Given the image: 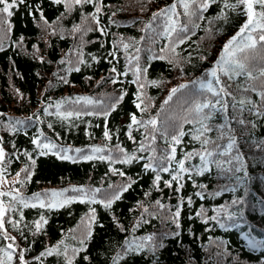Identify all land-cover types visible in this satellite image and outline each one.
Segmentation results:
<instances>
[{
    "label": "trees",
    "instance_id": "1",
    "mask_svg": "<svg viewBox=\"0 0 264 264\" xmlns=\"http://www.w3.org/2000/svg\"><path fill=\"white\" fill-rule=\"evenodd\" d=\"M96 2L99 13L94 4H73L69 10L54 0H25L11 9L8 24L0 23V147L5 152L0 167L6 169L3 176L20 173L15 184L28 205L2 197L15 208L4 217L15 240L0 230V260L114 264L119 257L116 264H264V115L249 111L251 105L238 111L227 98L228 111L206 121L207 147L213 151L207 165L193 156L185 160L191 172L179 184L165 183L175 174L176 161L202 151L194 138L200 125L192 109L209 94L198 81L212 79L207 74L239 31L243 7L230 10L215 0L188 17L178 0ZM173 3L180 15L173 17L176 31L170 32L172 22L153 14ZM76 26L81 31H73ZM247 35L237 43H248ZM238 56L254 79L240 75L228 82L229 91L237 100L247 97L259 105L264 43ZM245 87L256 90L244 92ZM174 88L178 91L168 100ZM132 115L141 123L133 124ZM153 118L156 130L147 124ZM180 129L186 135L176 145L172 171L145 169L150 157L154 165L167 163L162 158ZM229 136L235 138L232 149L226 147ZM141 143L151 148L141 151ZM127 156L136 159L125 163ZM26 167L28 173L22 171ZM54 191L63 195L53 197ZM53 202L57 206L50 207ZM54 247L51 255L41 256Z\"/></svg>",
    "mask_w": 264,
    "mask_h": 264
},
{
    "label": "snow or ice",
    "instance_id": "2",
    "mask_svg": "<svg viewBox=\"0 0 264 264\" xmlns=\"http://www.w3.org/2000/svg\"><path fill=\"white\" fill-rule=\"evenodd\" d=\"M55 3H64L65 6L71 10V6L74 5H83V4H94L95 5V12L99 13L101 11V7L99 4L96 2V0H54ZM210 2H215V0H178V3L181 5L183 9V14L185 16L191 17L196 15L197 12H202L203 10H206ZM224 2V7L226 9L230 10H235L237 8L243 7L244 14L246 15V20L245 22L240 26L239 31L225 43L223 50L218 58V60L215 62V66L209 71L207 75H210L212 79L207 80L205 83L203 80L198 81L200 88L204 91H206L209 95L205 96L203 100L200 102L196 103L194 105V108L192 111L195 112L196 117L198 119L195 120V123H198L200 125L199 128L195 129V135L194 138L197 140H200L201 146H202V151L196 152V153H187L184 157V159H181L179 161H176L177 163V168L175 169V174L172 175V178L170 181H165L166 185L168 187H171L172 181H176L178 184L180 180L183 178L184 173H190L191 169H186L185 168V160L192 158L193 156H199L201 162L203 165H207L208 163V158L213 155V151L210 150L207 145L211 142L210 139L205 135L206 132L211 131V127L206 123V121H209L212 118L213 113L219 111L222 113H226L228 111V100L227 98L231 97L233 101V107L237 108L238 111H243L245 108L248 107V105H251V108H248L249 111L254 112L255 115L261 116L264 115V112H261V108H264V87H262L261 91L259 92L260 96V101L261 103L257 105L255 102L250 100L247 97H242L241 99L237 100L236 96L233 92L229 91V88L231 85L228 83L229 81L234 80L236 77L240 75H246L250 80L254 79L252 72L246 70V65L240 57L238 56V53H243L245 52L246 49H254L256 47L257 42L264 43V0H234V2L230 3L229 0H223ZM25 3V0H0V23H5L8 24L7 17L12 16V11L14 7H18L19 4ZM193 5H195V8H193ZM180 13L177 12V4L173 3L169 5L165 9H161L158 13L153 14V19H155L157 16H164L167 17L169 21H171L170 25V32H175L176 27L175 24L177 23V20H174L173 17H179ZM41 18L43 19V14L41 13ZM220 18H225L226 16L224 13H221ZM92 19L95 20L97 24H99L98 18L93 14ZM45 23H48L47 20H45ZM10 28V24H9ZM73 31L79 32L81 31L80 27L76 26L74 27ZM100 31H103L101 28ZM181 31H187V28L181 29ZM257 32L258 37H253L251 33ZM245 33H248L247 35V41L248 43H244L241 41V43H237L238 39L243 37ZM184 40L181 39L180 43H183ZM125 48H127V45H125ZM160 59H163L164 57H159ZM82 62V61H81ZM61 63H64V61H61ZM75 71H79V68H76ZM113 72L116 71L115 68L112 69ZM146 71V70H145ZM136 72L139 73L140 69L137 68ZM126 74V73H125ZM260 76L264 77V68L261 69L260 71ZM226 78V79H224ZM67 82V81H65ZM134 83L136 81H133ZM142 88L143 85H140ZM182 87H187V85H181ZM255 91V88L249 89L245 87L243 89L244 92L247 91ZM178 91V89L174 88L172 89V93L169 95L168 100H171L172 95L175 94ZM78 100H85L87 103H92V100L90 98L86 97H79L77 98ZM167 103V101H165ZM137 107L139 108L140 105L137 104ZM207 110V111H205ZM71 115V113H69ZM132 123L133 124H138L141 123L140 121H137L136 116L132 115L131 117ZM187 123H193V120H186ZM239 123L243 124V120H239ZM158 121L157 119L153 118L150 119L147 124L153 126V129L156 130V125ZM225 128L230 131V126L225 125ZM186 135V133L180 129L177 132H175L171 136V144L169 145V151L168 154H166L162 159L164 161H167L166 164L163 165H154L151 161L155 159V157H150L149 162L145 163L144 167L145 169L151 168L153 171H156L157 168H159V171L162 172H170L172 171L171 168V162L175 159V153H176V145H179L181 143V138ZM105 136L108 137V133H105ZM203 137V138H202ZM131 138V137H130ZM148 137H146L147 139ZM221 138H223V130L221 133ZM151 140H155V136H151ZM229 142L227 143L226 147L227 149H232V147L235 144V138L229 136L228 137ZM33 143L37 144L40 146L39 141H33ZM214 143V142H213ZM45 149L50 148V145L44 144L42 146ZM151 148V144L148 146H145L143 143H141L140 150L141 151H146ZM96 151H101V149H96ZM154 152L155 150L152 149ZM41 154H44L43 152ZM26 156H28L29 160L34 164L35 161L32 160L31 155L29 153H25ZM5 159V152L2 147H0V162H2ZM133 159H136L135 156H127L123 162L125 163H130ZM22 171L28 173L29 169L26 167ZM6 172V169L0 167V175H3ZM123 175V173H120ZM20 173H17V176H19ZM161 180V176L157 174L155 176V182L158 184L159 181ZM18 183L23 184V181H17ZM131 184H128L126 186L130 187ZM180 187H183L182 184L179 185ZM126 188L124 190H126ZM74 191H81L80 189H74ZM99 191V190H97ZM63 195L62 192H53L52 196L57 197ZM3 196H9L11 197V201H19V203L23 204L25 207H27V203L25 202L24 198L19 195V190L14 189L12 191L8 192H3L0 191V197ZM40 194H36L35 198L39 199ZM114 199H119V194H117ZM68 201L65 200L64 203H67ZM159 203V201H157ZM235 203V202H234ZM111 201L105 204L106 207H110ZM35 206V205H33ZM43 203H41V207H43ZM50 207H55L57 206L55 202L49 205ZM12 210L14 211V205L9 202L7 205L3 202L0 201V230L4 231V236L5 239L9 240H15V237L10 236L7 234V230L5 228V220L4 217L6 213ZM147 211V209H145ZM180 215V212L177 211L175 213V216L178 217ZM199 215V213H197ZM43 219V218H41ZM14 227L18 225V221H10ZM41 227L40 222L36 223V228L39 230ZM149 239H151L149 237ZM139 247V246H137ZM8 249L13 248V244H8L7 245ZM57 249L54 248H49L46 249L44 253H41V256L43 255H51L54 251ZM8 260L10 261L12 259V253L7 252L6 253ZM40 257H36V259H39ZM119 257L114 258V264H116V261L118 260ZM19 259L23 261L24 257L23 254L21 253L19 256ZM0 264H5L4 260H0ZM69 264H71V261H69Z\"/></svg>",
    "mask_w": 264,
    "mask_h": 264
},
{
    "label": "rangeland",
    "instance_id": "3",
    "mask_svg": "<svg viewBox=\"0 0 264 264\" xmlns=\"http://www.w3.org/2000/svg\"><path fill=\"white\" fill-rule=\"evenodd\" d=\"M245 20H246V16L244 18L243 23L245 22ZM232 37H230L229 39H231ZM0 165H1V162H0ZM16 179H17V176L16 175H11V176H3V175H0V191H3L4 192L6 190L18 189V187L15 184L16 183ZM0 201H3L2 197H0Z\"/></svg>",
    "mask_w": 264,
    "mask_h": 264
}]
</instances>
